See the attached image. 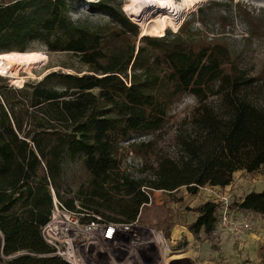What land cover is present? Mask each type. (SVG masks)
I'll use <instances>...</instances> for the list:
<instances>
[{"label":"trees","instance_id":"trees-1","mask_svg":"<svg viewBox=\"0 0 264 264\" xmlns=\"http://www.w3.org/2000/svg\"><path fill=\"white\" fill-rule=\"evenodd\" d=\"M82 2L115 30L71 19ZM187 28L184 22L176 33L138 39L139 27L117 0L0 3L1 50L38 46L71 54L86 68L20 88L0 78V264H70L41 234L54 199L85 222L132 223L154 191L184 187L196 195L229 186L238 171L264 168V66L251 76L222 37ZM185 97L194 108L159 146L171 108ZM138 136L145 139L123 147ZM129 152L140 158L139 169L124 164ZM77 159L87 174L83 196H61L65 161ZM219 207L205 202L194 210L187 229L195 239L215 232ZM236 207L264 216V190Z\"/></svg>","mask_w":264,"mask_h":264},{"label":"rangeland","instance_id":"rangeland-1","mask_svg":"<svg viewBox=\"0 0 264 264\" xmlns=\"http://www.w3.org/2000/svg\"><path fill=\"white\" fill-rule=\"evenodd\" d=\"M10 1L13 0H0V3ZM130 1L117 0L121 11L132 21L124 12V6ZM185 1L191 8L183 21L188 23L187 31H199L208 37H222L235 56L238 67L251 76H257L264 66V0ZM88 7L87 2H82L70 10L69 16L91 29L108 32L115 30L107 17L98 11L89 10ZM198 9L203 10L205 26H201V14ZM136 25L140 32V26ZM178 30L168 29L165 35L168 32L176 33ZM32 51L45 54L47 60L39 68L33 69L34 76L21 73L24 85L38 83L46 75L57 71L73 75L84 74L86 71L71 54L48 52L38 46ZM1 53L6 52L0 49ZM7 77L0 76L9 86L17 88L11 78ZM194 106L192 99L185 97L171 108L170 122L166 134L158 141L159 146L164 145L166 135L169 137L172 134L175 123L188 117ZM143 139L145 138L142 136L133 137L122 145L126 148L128 143ZM123 161L132 170L139 169L141 165L140 158L131 152L127 155L124 153ZM86 181L87 174L81 161L66 160L61 180V196L75 199L77 196L82 197L81 189L86 186ZM263 189L264 168H260L252 173L238 171L233 174L229 186H206L200 188L196 195L188 194L184 187L172 193L154 191L150 195L149 204L139 211L131 229L132 235L124 237L122 243H105L99 231L85 233L82 231V225L86 223L84 215H81L75 224L71 215L59 209L54 211L50 227L44 235L57 246L60 255L65 257L72 254V264H161L169 257L172 259L167 264H187L186 260L191 264H264V216L243 212L236 207L245 194L258 193ZM205 202L218 203V212L222 202L228 203L231 218L239 222L248 221L251 229L237 236L219 225L211 236H205L201 231L198 239H195L187 227L197 218L194 212L196 207ZM75 205L79 206V200L75 201ZM176 229L180 234L174 238ZM161 239L162 242L159 243L158 240Z\"/></svg>","mask_w":264,"mask_h":264},{"label":"bare ground","instance_id":"bare-ground-1","mask_svg":"<svg viewBox=\"0 0 264 264\" xmlns=\"http://www.w3.org/2000/svg\"><path fill=\"white\" fill-rule=\"evenodd\" d=\"M190 11L191 8L185 0H131L124 6V12L140 26V37H159L168 29L178 30ZM46 60L47 56L37 51L1 53L0 76L10 77L13 85L20 88L24 85L21 73L34 76L33 69L39 68ZM177 229L174 231V238L179 237L180 232ZM158 241L160 243L162 239ZM162 245L164 246V243ZM171 259L172 257H169L161 264H167Z\"/></svg>","mask_w":264,"mask_h":264},{"label":"built area","instance_id":"built-area-1","mask_svg":"<svg viewBox=\"0 0 264 264\" xmlns=\"http://www.w3.org/2000/svg\"><path fill=\"white\" fill-rule=\"evenodd\" d=\"M54 211L55 210H62L63 207L57 203V201L54 199ZM230 205L226 202H222L221 210L218 212V222L217 226L224 227L225 229H229L232 233H234L237 236L242 235L243 233L249 231L251 229V224H249L248 221H238L231 218V215L229 214L230 211ZM69 215L72 216L74 223L77 224L79 217H77L74 214H71L67 211H65ZM54 215V212H53ZM53 215L50 218V221L42 228L41 234L43 236V239L47 244L54 247L56 249V254L62 257L64 260H66L68 263L72 264V255L69 254L64 257V255H60L57 246L49 239H47L44 235L45 231L50 227V222L53 217ZM135 225V222L132 223H106L102 221L100 218L96 217V220L86 222L84 223L82 231L85 233H94L95 231H99L101 234V237L103 238V241L105 243H117V242H123V238L127 235L131 234V229Z\"/></svg>","mask_w":264,"mask_h":264},{"label":"crops","instance_id":"crops-1","mask_svg":"<svg viewBox=\"0 0 264 264\" xmlns=\"http://www.w3.org/2000/svg\"><path fill=\"white\" fill-rule=\"evenodd\" d=\"M211 188H220V187H211ZM264 190V189H263ZM262 190V191H263ZM247 194H249V193H247ZM247 194H245L242 198H241V200H239L237 203H240L241 201H242V199L247 195ZM200 205H198V207H199ZM197 208V207H196ZM197 215V214H196Z\"/></svg>","mask_w":264,"mask_h":264},{"label":"water","instance_id":"water-1","mask_svg":"<svg viewBox=\"0 0 264 264\" xmlns=\"http://www.w3.org/2000/svg\"><path fill=\"white\" fill-rule=\"evenodd\" d=\"M139 38H140V37H139ZM139 38H138V39H139ZM185 262H186L187 264H191L188 260H186Z\"/></svg>","mask_w":264,"mask_h":264}]
</instances>
